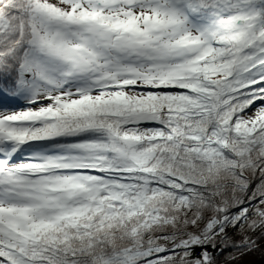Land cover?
Returning <instances> with one entry per match:
<instances>
[{
  "label": "snow or ice",
  "instance_id": "6c2138e0",
  "mask_svg": "<svg viewBox=\"0 0 264 264\" xmlns=\"http://www.w3.org/2000/svg\"><path fill=\"white\" fill-rule=\"evenodd\" d=\"M237 231L264 256V0H0V264H218Z\"/></svg>",
  "mask_w": 264,
  "mask_h": 264
},
{
  "label": "trees",
  "instance_id": "16d2710c",
  "mask_svg": "<svg viewBox=\"0 0 264 264\" xmlns=\"http://www.w3.org/2000/svg\"><path fill=\"white\" fill-rule=\"evenodd\" d=\"M231 235L232 241L229 242L230 246L224 248V250L222 252H219V254L217 255L218 264H244L247 262H254L264 259V256H262L259 252L254 254L241 255L240 250L233 245L236 242H239L242 232H233ZM256 235H258V233H256ZM262 247H264V242H262Z\"/></svg>",
  "mask_w": 264,
  "mask_h": 264
},
{
  "label": "water",
  "instance_id": "95a60500",
  "mask_svg": "<svg viewBox=\"0 0 264 264\" xmlns=\"http://www.w3.org/2000/svg\"><path fill=\"white\" fill-rule=\"evenodd\" d=\"M244 264H264V259H261L259 261H254V262H247V263H244Z\"/></svg>",
  "mask_w": 264,
  "mask_h": 264
}]
</instances>
